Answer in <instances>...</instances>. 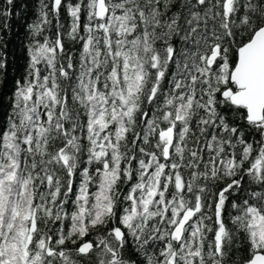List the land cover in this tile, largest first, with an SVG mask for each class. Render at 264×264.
<instances>
[{"label":"snow or ice","instance_id":"1","mask_svg":"<svg viewBox=\"0 0 264 264\" xmlns=\"http://www.w3.org/2000/svg\"><path fill=\"white\" fill-rule=\"evenodd\" d=\"M30 34L0 264H264V0H39Z\"/></svg>","mask_w":264,"mask_h":264},{"label":"trees","instance_id":"2","mask_svg":"<svg viewBox=\"0 0 264 264\" xmlns=\"http://www.w3.org/2000/svg\"><path fill=\"white\" fill-rule=\"evenodd\" d=\"M39 0H13L7 27L0 28L6 67L0 70V119L4 117L14 90V82L22 77L28 63L30 25L37 20Z\"/></svg>","mask_w":264,"mask_h":264}]
</instances>
